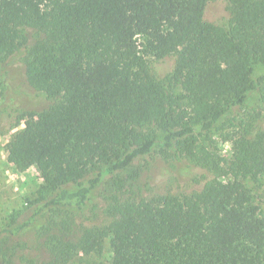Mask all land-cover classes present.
Listing matches in <instances>:
<instances>
[{"label": "trees", "instance_id": "trees-1", "mask_svg": "<svg viewBox=\"0 0 264 264\" xmlns=\"http://www.w3.org/2000/svg\"><path fill=\"white\" fill-rule=\"evenodd\" d=\"M216 1L0 0V66L21 64L51 102L27 112L6 145L9 161L38 168L50 196L6 234L32 229L48 209L67 217L55 225L69 232L101 185L134 181L136 162L173 151L211 174L201 190L116 197L106 224L76 240L49 238L48 264L102 254L106 239L108 264H264V218L242 181L264 175V74L254 77L264 65V0H223L226 15L210 22ZM253 91L262 112L232 121L236 132L217 128ZM215 130L232 144L230 158Z\"/></svg>", "mask_w": 264, "mask_h": 264}, {"label": "rangeland", "instance_id": "rangeland-1", "mask_svg": "<svg viewBox=\"0 0 264 264\" xmlns=\"http://www.w3.org/2000/svg\"><path fill=\"white\" fill-rule=\"evenodd\" d=\"M226 3L223 0L211 4L206 20L219 22L226 15ZM141 43L143 38L138 39ZM164 70L160 72L162 74ZM264 74V65L254 66V77ZM46 96L33 89L26 78L24 68L19 63L8 62L0 66V259H10L8 264H25L22 256L34 260V264H48L51 260L49 238L67 234V238L77 239L85 227L101 226L108 222L106 210L117 197L121 200L150 198L163 194H189L201 190L212 178L207 171L191 166L184 160H179L173 153L166 159L160 154H153L142 159L129 170L140 171L136 180L125 181L122 186L113 184V180L100 186L92 205L84 214L73 219L71 231L66 232L55 223L67 220L60 213L48 209L40 216L35 226L17 236H10L5 229H15L22 222L21 214L31 208L34 202H45L49 193L42 190L44 182L38 168L31 164L24 168L18 162L8 160L6 145L13 136L24 132L25 114L27 112L40 113L50 106ZM262 112L257 91L249 94L244 106L236 107L228 113L218 124L217 128H225L227 132H236L233 127L242 119L248 120L254 114ZM234 122L231 124V122ZM262 125H264L262 123ZM147 129V127L145 128ZM163 134L158 133L162 138ZM213 139L217 142L220 155L230 158L232 144L224 142L221 131L213 132ZM202 140V139H201ZM208 144L209 142H204ZM126 172L122 173L125 177ZM253 196V202L259 208V216L264 218V175L255 179L242 180ZM33 206V205H32ZM33 209V208H32ZM75 220V221H74ZM52 224V226L49 225ZM44 227V231H40ZM38 231V232H37ZM37 232V233H36ZM112 253L110 239L104 242L102 254L75 255L68 264H108ZM9 262V261H8Z\"/></svg>", "mask_w": 264, "mask_h": 264}]
</instances>
